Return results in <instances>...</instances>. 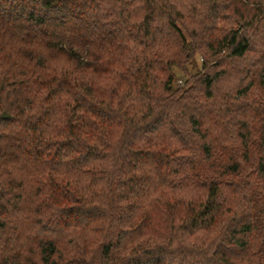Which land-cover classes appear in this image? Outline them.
I'll use <instances>...</instances> for the list:
<instances>
[{
    "label": "trees",
    "instance_id": "16d2710c",
    "mask_svg": "<svg viewBox=\"0 0 264 264\" xmlns=\"http://www.w3.org/2000/svg\"><path fill=\"white\" fill-rule=\"evenodd\" d=\"M0 264H264V0H0Z\"/></svg>",
    "mask_w": 264,
    "mask_h": 264
},
{
    "label": "rangeland",
    "instance_id": "374dc122",
    "mask_svg": "<svg viewBox=\"0 0 264 264\" xmlns=\"http://www.w3.org/2000/svg\"><path fill=\"white\" fill-rule=\"evenodd\" d=\"M202 58L197 57L196 63L189 65V71L193 74L197 73L201 69ZM179 77L183 76V73L180 70H177Z\"/></svg>",
    "mask_w": 264,
    "mask_h": 264
}]
</instances>
